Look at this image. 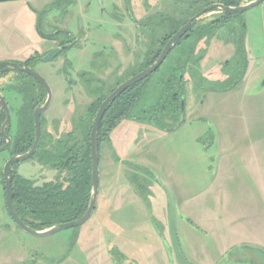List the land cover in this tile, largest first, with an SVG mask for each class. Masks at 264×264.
<instances>
[{
  "label": "rangeland",
  "instance_id": "1",
  "mask_svg": "<svg viewBox=\"0 0 264 264\" xmlns=\"http://www.w3.org/2000/svg\"><path fill=\"white\" fill-rule=\"evenodd\" d=\"M180 1L176 0L177 3ZM250 1L231 0L241 2V5ZM24 2L30 4L40 17L43 12H49L42 18L45 33H53V28L60 26L80 38L81 47L66 49L50 63L36 62V72L52 93L50 106L43 116L69 120L72 110L67 112L62 107L63 98L68 97V92H65L63 74L58 70L62 69L66 58L76 69H86L90 54L105 46L116 28L97 0L1 2L0 58L11 56L19 50H24L27 57L28 52L32 56L40 52L35 55L41 57L53 46L41 37H38L39 40L31 31L32 37L24 39L17 30L18 22L25 26L30 24L26 15L32 12L23 6ZM160 2L161 6H168V1ZM228 2L190 0V4H199L200 7L209 3L230 7L226 6ZM101 4L104 8L108 7L106 0H101ZM191 15L181 12L165 14L168 23L184 21ZM212 16L213 13L208 14L199 21L197 27L202 29V35L197 44L192 43L188 50L192 54L188 55L183 73L185 111L182 123L179 124L174 110L169 111L171 107L161 116L153 110L152 107L157 106L160 100L159 89L152 87L133 116L139 117L141 111H146V123L155 120L160 127L154 131V136L158 134L159 138L151 134L132 137L127 126L130 122L126 120L119 123L114 133L121 136L118 151L109 140L101 145L98 202L111 181L107 171L118 164L120 170L130 173L128 176L138 185L139 197L149 211L146 217L148 221L145 218L141 220L140 215L134 221H122L121 215L114 214L112 223H107L112 227L106 228L103 225L105 216L100 215L97 208L78 228L61 230L45 237L29 235L17 228L7 214L2 172L9 153L0 152V264H22L21 258L25 259L26 255L27 260L23 264H108V256L113 264H180L171 246L168 201L161 183L173 193L179 247L189 264H216L237 246L264 249V3L233 14L228 24L213 25L219 17ZM146 48L144 42L143 56ZM131 52L129 48L128 53ZM0 62L24 63L4 59H0ZM127 63L128 75L136 72L142 64L141 61L131 64L130 60ZM159 73L163 75L166 72L161 69ZM11 75L8 74L4 80H9ZM237 78L242 81L238 83ZM152 79L153 83L156 77ZM17 83L4 84L3 88L4 92H10L3 95L11 110V105L19 103L16 97L19 96ZM79 100L75 118L81 117L86 108L82 103L86 97L81 96ZM129 137L137 143V149H142L143 139L146 140L140 155H134L131 150L127 154V147H120ZM115 151L121 152L119 161L114 158ZM225 165L230 170L229 183L233 189L225 191V198L231 200L232 193L235 202H229L230 205L234 204L232 208L242 215L249 214L236 221L232 220L230 214H222V207L217 204L220 197L219 169ZM14 170L28 180L39 179L41 173L36 158L20 163ZM44 172H47L46 168ZM44 172L41 181L50 180V175L44 177ZM247 188L255 197L256 207L239 205L250 201L246 196ZM9 227L15 229L14 232L9 231ZM84 232L93 238L90 245L98 244L90 251L92 255L97 253L92 259L82 251L84 237L80 246L73 244L74 238L77 239ZM222 264H264V255L243 247L231 252Z\"/></svg>",
  "mask_w": 264,
  "mask_h": 264
},
{
  "label": "flooded vegetation",
  "instance_id": "2",
  "mask_svg": "<svg viewBox=\"0 0 264 264\" xmlns=\"http://www.w3.org/2000/svg\"><path fill=\"white\" fill-rule=\"evenodd\" d=\"M118 1L106 0V4L108 6L107 8H104L101 3L99 4L102 11H106V14H108L109 16L108 18L114 24L116 29L110 41L106 43L105 46H103L101 49L97 48L93 50V52L90 54L86 69L84 70L76 69L74 66H71V63L66 58L64 62V66L62 67V69L58 70V73L63 74L62 76L66 84L65 92H68L67 94L68 97L63 98L64 100L62 101V107L64 108V111L67 112L68 110H72L71 117L69 120H65L64 117L49 119L43 116L44 114L43 112L40 116L41 139L36 152L38 151L41 143L45 142L47 135L50 136L51 138L50 143L47 145V148L49 150L52 149L53 147L56 148L57 150H62L65 145L64 142L68 140V135H70L71 133L73 134V136H75V138L78 141L84 142L88 124L90 123V130H91L94 116L100 104L119 85H121L126 80H128L129 78L133 77L134 75L140 72V71L138 72L136 71L132 75H128L127 62L130 60L131 64H133V61H141L142 63L144 60H150L153 56H155V54L158 53L160 46V30H161L160 20L163 18H168L167 16H165V14L169 15V12L192 13L191 16L187 17L184 20V24L181 23V20H176V21L170 20L171 22L168 24H171L170 26L172 27L175 25V22L181 23V25L176 30L177 32L197 13L201 12L202 10H204L205 8L211 5H214V3H209L206 4L205 6L200 7L199 4L197 3H196L197 5L190 4V0H182L178 3L176 2V0H164V1H168V6L165 7L160 5L161 0H118ZM196 7H200V8L193 10ZM47 13L49 12L47 11L46 14ZM134 13H137V15L135 16ZM212 13H213L212 18L215 17L217 14H219V12L213 10L201 16V18H199L198 21L203 20L204 16ZM161 14H164V16H160ZM230 21L231 20L229 18H225V24L226 23L228 24V22ZM170 26L168 27L172 28ZM176 32H174L171 35V37ZM42 33H43L42 39L46 43H50L53 46H51L50 49H47L42 55V57L39 60L35 61V63L32 62L29 65L23 64L24 66L30 68L33 72L37 71L36 67L38 64H36V62L43 61V57L46 56L52 50L56 48L62 49V52L52 60L54 61L66 49L69 48L71 49L73 47H81L80 38L67 32L65 29H62L60 26L54 27L53 33H45L43 30ZM181 40L185 42L187 41L189 42L191 40V28L178 41ZM144 42H146L147 48L145 51V55L143 56L141 52L143 51ZM129 48H131L132 51L131 53H128ZM169 56H172V51L170 52L168 57ZM8 74H12L10 77H8L9 80H4L8 76ZM244 76L242 77V79L244 78ZM27 77L28 79L25 80L31 87V89L29 88L28 91L31 92L33 90L36 97V100L33 103L35 109L37 105L44 104L46 99V92L44 88L40 86L33 78L29 76ZM242 79L238 83H240ZM33 80L38 84V86L32 87ZM13 81H16V83L20 82V79L16 73L14 72L0 73V96L5 101L10 113V122L8 126L5 127L4 130L5 134L11 140V145L6 150L9 153V158L11 157L10 149L13 146L14 142L17 141V138L20 137L25 138L30 135H33V143L35 138V125L33 119L34 109L32 111L31 121L29 119L22 120L21 117L22 106H23L22 97L19 94H18L19 96L16 95L17 99L19 100V103L14 106L11 105L12 106V110H11L10 104L6 101L3 95L4 93L6 94V92H9V91L4 92L5 91L3 89L4 84H10ZM124 93L121 95V97L124 95ZM81 96L86 97V100L82 102L83 105L86 106V108L81 117L79 116L75 118V108L79 106L80 104L79 99L81 98ZM94 110L95 112L90 120V116ZM5 121H6V114L3 110H0V148L6 145V141L4 140L3 135L1 133V129L4 126ZM100 145H99V152L101 150ZM78 146L80 147V145ZM33 156L30 159H32ZM36 164L38 168L41 170L39 179L32 180L34 181V183H36V185H39L40 182L48 183V182H53L54 180L57 179L59 182H62V175H63L62 168L60 169L49 168L47 166H44L37 159H36ZM45 168L47 169V172H44ZM43 172L44 174L46 173L44 177L50 175L49 177H51V179L41 181L43 178L42 175ZM3 186H4V181H3Z\"/></svg>",
  "mask_w": 264,
  "mask_h": 264
},
{
  "label": "trees",
  "instance_id": "3",
  "mask_svg": "<svg viewBox=\"0 0 264 264\" xmlns=\"http://www.w3.org/2000/svg\"><path fill=\"white\" fill-rule=\"evenodd\" d=\"M15 1V0H0L1 2ZM264 3V2H263ZM241 5V2H231L229 0L228 5L230 7H237ZM29 9L37 15L36 30L41 38L42 33V18L47 11L43 12L40 17L36 10L28 4ZM232 14L219 13L212 24L218 25L220 23L225 24V18L233 19ZM168 18L160 20V46L158 53L155 54L150 60H145L138 68V71H142L155 61L160 51L165 46V43L170 39L171 35L176 32L178 27L184 24L175 22L172 27L168 24ZM198 23H195L191 27V40L185 42L183 40L177 41L172 50V56L167 57L161 67L152 74L146 80L136 84L133 88L128 89L124 95L119 96L112 104L107 108L106 113L98 128L99 145L104 144L108 140L110 141V134L119 125L122 120H140L145 121L146 111H141L139 117L133 116L134 111L140 105V102L144 95H146L152 87L159 89V103L157 106L152 107L155 112L160 116L163 111L171 107L170 112L173 111L179 117L180 114V101L185 102L184 86H183V73L185 71L186 63L188 62V55L192 52H188L192 43L197 44L200 36L202 35V29L197 27ZM168 26L172 27L169 28ZM212 26V25H211ZM166 34V35H164ZM162 35V36H161ZM51 37V36H50ZM42 57V56H41ZM38 55H34L22 64L29 65L37 60ZM174 60V61H173ZM172 61V62H170ZM247 61V60H246ZM244 63V69H246L247 62ZM180 63V66L178 65ZM161 69L165 70V74L159 73ZM246 71V70H245ZM244 71V73H245ZM11 72L5 68L0 69V73ZM135 73V72H134ZM242 73V77L244 76ZM20 79L18 84V94L22 97V120H32V111L34 109L33 103L36 100L34 91L29 92L30 85L25 79L28 77L21 73H16ZM133 74V73H132ZM130 74V75H132ZM152 83V78H155ZM238 82L241 78H237ZM38 86L33 80L32 87ZM122 95V94H121ZM30 110V111H29ZM95 110L90 116V120L93 117ZM89 120V121H90ZM28 122V121H25ZM149 123L159 128L158 123L153 120ZM28 136V135H27ZM90 123L86 129V137L84 142L78 141L71 133L68 135V140L65 141V145L62 150L56 148L48 149L47 145L50 143V136H46L45 142H42L38 151L33 158H36L44 166L52 169L63 170L62 182L58 179L53 182L43 183L42 185H36L34 181L23 179L16 174L13 167V208L19 218L31 229L35 231H43L57 224L68 223L79 219L86 211L91 192V159H90ZM33 143V135L28 137L17 138L13 146L10 149L11 155H21L27 152ZM80 145V147L78 146ZM101 146V145H100ZM75 238L73 244L75 243Z\"/></svg>",
  "mask_w": 264,
  "mask_h": 264
},
{
  "label": "water",
  "instance_id": "4",
  "mask_svg": "<svg viewBox=\"0 0 264 264\" xmlns=\"http://www.w3.org/2000/svg\"><path fill=\"white\" fill-rule=\"evenodd\" d=\"M98 2L100 4L101 0H98ZM263 2L264 0H252L246 4H242L237 7H225L224 5L214 4V5H211L205 8L204 10H202L201 12L193 16L184 26H182L167 41L165 46L160 51L159 56L155 59L152 65L148 66L147 68L143 69L142 71H140L133 77L126 80L124 83L119 85L113 92H111L107 96V98L100 104L94 116L92 127L90 130L91 192H90V199H89L87 209L85 213L79 219L68 222V223H64V224H58L48 229H45L43 231H35L31 229L30 227H28L27 225H25V223L19 218V216L14 211L12 182H13V166L29 160L35 154L38 148V145L41 139L40 116L50 106L51 99H52L51 89L49 88L48 84L39 74H37L36 72H33L30 68L24 66L23 64L14 63V62H0V69L5 68L11 72L21 73L26 76H29L33 78L40 86H42L46 92V99H45L44 104L37 105L33 112V119H34V125H35V138H34V143L32 147L30 148L29 151H27L24 154L11 156L3 166L2 175H3L4 191H5L4 192L5 193V205H6L7 214L9 218L11 219V221L14 223V225L29 235H32L35 237H45V236L55 234L61 230L74 229V228H78L82 226L83 224H85L86 221L91 217L93 211L95 210V206H96L97 198H98L99 176H100L99 175L100 152H99L98 128L104 117V114L107 111L108 106L112 104L116 99H118L119 96H121V94H123L125 91L135 86L136 84L142 82L143 80H146L152 74H154L161 67L164 61L167 59L168 55L173 50L175 43L180 38H182V36L199 20V18H201V16L213 10L219 13H224V14L242 13V12L248 11L262 4ZM61 52H62V49L60 48H56L52 50L46 56L43 57V62L52 61ZM262 86H264V81L262 83ZM0 110H3L6 114V121L4 123V126L1 129V133L3 135L4 140L6 141V145L0 148V152H4L11 145V140L8 138V136L4 132L5 127L8 126L10 122V113H9V109L5 101L3 100L1 96H0ZM184 111H185V103H184V100L181 99L179 124H181L183 121ZM161 186L167 195L168 231H169V237H170L174 256L180 264H189L186 258L184 257V255L182 254L180 247H179V242H178L177 232H176V225H175L176 204H175L173 193L169 189V187H167L164 183H161ZM243 247L258 251L264 255V249L259 248L257 246H237L234 249H231L230 251H228V253H226L225 256L222 259H220L216 264H222L228 258L231 252H233L236 249L243 248Z\"/></svg>",
  "mask_w": 264,
  "mask_h": 264
},
{
  "label": "crops",
  "instance_id": "5",
  "mask_svg": "<svg viewBox=\"0 0 264 264\" xmlns=\"http://www.w3.org/2000/svg\"><path fill=\"white\" fill-rule=\"evenodd\" d=\"M23 6L29 8L27 2H24ZM31 14H34L32 16V18H30ZM26 17H27V21H29L30 24L25 26V25L19 24V22H18L17 26H16L17 30H19L21 32V35H23L24 39L25 38H28V39L31 38L32 33L36 34L37 38L40 37L39 34L37 33V30H36V25H37L36 13H34V12L29 13V16L26 15ZM18 21H19V19H18ZM27 32H29V33H27ZM38 53H40V52L34 53L33 56L35 54H38ZM31 54H32L31 52H28V57H27L24 50H19L18 52H14L11 56H6V57L0 58V59L9 60V61H16V62H21V61L25 62L29 58L32 57ZM126 120H128V122H130L127 124V126L130 127L129 132H130V135H132V137L134 135L136 137H138L140 135L151 134L154 138H159L158 134H156L154 136V131L159 130V129L157 127H155L153 124L146 123V121H140V120H129V119H126ZM126 120H122V122L126 121ZM116 128L112 131V133L110 135V137H111L110 142L111 143L113 142L115 144V149L118 151L117 147H119V143L121 141L120 140L121 136L120 135H114ZM143 141H144L143 142L144 144L142 145V149H137L138 148V146L136 145L137 143L133 140V138L131 140L130 137L125 142H123L122 143L123 146L120 145V147L126 146L127 147V154H129L130 150H131L134 155H140L143 152L145 145H146L145 144L146 140L143 139ZM262 144L264 145V143H262ZM120 153H121L120 151H119V153L115 151L114 158H116V160L118 159L117 161H119L121 159ZM111 166H112V164H111ZM219 173L221 176L218 178V186H219L221 198L219 197V199L217 200V204L222 207V214H224V215L230 214L233 221L238 220L239 217L242 218V216L248 217L249 214H247V215L243 214L242 215L240 212H236L232 208V206L234 205V204L230 205V203H232V201L234 202V200L232 199L233 198L232 193H231V200L225 198V191H227V189H229L231 191L233 190L231 188L232 185L229 183V181H230V177H229L230 170H229L228 166L227 165H225L223 167L220 166ZM108 174L110 176L111 181L106 185V188H105L103 197L101 198V201L98 202V199H97V204H96V207L94 210L96 212V209L99 208L98 213L100 215L105 216V218L103 217L104 227H106V228L112 227V224H107V223H112V221H113L112 217L114 214L121 215L122 221H134L137 219V217H139V215L141 216V220H143L145 218L144 220L148 221V218H146L147 213L149 212L148 208L145 207L146 205L144 206L145 202L143 201V199H141V197H139L138 185L132 181V178H130L128 176L130 173L121 171L120 168L118 167V164H116L114 168L113 167L109 168V171H107V175ZM149 187H152V185H149ZM221 193L223 196H221ZM246 196H247V198L250 199V201L243 202L239 205H244V206L251 205L252 207L253 206L256 207L257 202L255 200V197L252 196L251 189L247 188ZM228 198H230L229 194H228ZM262 214H264V213H262ZM124 216H125V218H123ZM259 216H261V211L259 212ZM8 229L11 232L12 231L14 232V230H15V229L10 228V227ZM81 234L75 240L74 245L76 244V246H80L81 239L84 237L82 239V241H84L83 242L84 249L82 251H83V253L88 255L90 257V259H92V258H94V256L97 255V253H94L92 255V252H90V251H92V249L94 247H97L98 244L96 243L95 245H90L89 242H91L90 240H93V238L90 237V235L88 236L87 232H84ZM109 257L110 256H108V261L106 260L107 263L113 264L112 258L111 257L109 258ZM26 258H27V255H26ZM26 258L25 259L21 258L20 263H22V264L25 263V261L27 260ZM110 261H111V263H110Z\"/></svg>",
  "mask_w": 264,
  "mask_h": 264
}]
</instances>
